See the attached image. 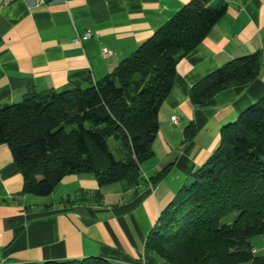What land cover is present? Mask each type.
Wrapping results in <instances>:
<instances>
[{
    "label": "crops",
    "instance_id": "obj_1",
    "mask_svg": "<svg viewBox=\"0 0 264 264\" xmlns=\"http://www.w3.org/2000/svg\"><path fill=\"white\" fill-rule=\"evenodd\" d=\"M190 1L0 0V108L29 91L93 86ZM212 1L224 2L226 12L177 62L138 185L99 186L94 174L79 173L63 177L46 196L24 193L11 151L0 144V264L88 256L138 264L144 258L160 212L215 149L221 128L264 97L261 64L248 83L225 87L200 106L189 100L191 86L227 61L251 53L264 58V0ZM86 31L89 37L74 40ZM190 124L194 133L186 138ZM253 237V253L264 256V234Z\"/></svg>",
    "mask_w": 264,
    "mask_h": 264
},
{
    "label": "trees",
    "instance_id": "obj_2",
    "mask_svg": "<svg viewBox=\"0 0 264 264\" xmlns=\"http://www.w3.org/2000/svg\"><path fill=\"white\" fill-rule=\"evenodd\" d=\"M225 12L224 2L191 0L93 86L29 91L0 108V144L11 151L23 192L46 196L63 177L79 173L94 174L99 186L122 180L138 185L141 162L153 156L158 113L177 62ZM262 60L251 53L227 61L191 86L189 100L200 106L225 87L248 83ZM193 133L190 124L185 137ZM110 137L120 141L119 159L109 148ZM261 234L264 97L221 128L215 149L160 212L144 258L151 264H264L250 243ZM39 264L114 263L88 256Z\"/></svg>",
    "mask_w": 264,
    "mask_h": 264
},
{
    "label": "built area",
    "instance_id": "obj_3",
    "mask_svg": "<svg viewBox=\"0 0 264 264\" xmlns=\"http://www.w3.org/2000/svg\"><path fill=\"white\" fill-rule=\"evenodd\" d=\"M44 1L45 0H35L34 5H39V4L43 3ZM89 36H90V31H86L83 35H79V36L77 35L74 40L80 41L81 39H85ZM102 52H103V55H107L109 53V51L105 48L102 50ZM263 66H264V63H263ZM171 120L173 122H177L178 118L176 116H172ZM138 264H151V263H149L148 261H144V259L141 258V260L139 261Z\"/></svg>",
    "mask_w": 264,
    "mask_h": 264
},
{
    "label": "rangeland",
    "instance_id": "obj_4",
    "mask_svg": "<svg viewBox=\"0 0 264 264\" xmlns=\"http://www.w3.org/2000/svg\"><path fill=\"white\" fill-rule=\"evenodd\" d=\"M108 145H109V148L110 150L113 152L115 158L119 159L122 154L120 152V141L119 140H116L114 139L113 137H110L108 138ZM233 215H230L229 218H232ZM256 237V236H254ZM253 237V239H254ZM261 253L259 252L258 255H260Z\"/></svg>",
    "mask_w": 264,
    "mask_h": 264
},
{
    "label": "bare ground",
    "instance_id": "obj_5",
    "mask_svg": "<svg viewBox=\"0 0 264 264\" xmlns=\"http://www.w3.org/2000/svg\"><path fill=\"white\" fill-rule=\"evenodd\" d=\"M264 63V58H263V60H262V64ZM144 259V261H146V259L145 258H143Z\"/></svg>",
    "mask_w": 264,
    "mask_h": 264
},
{
    "label": "water",
    "instance_id": "obj_6",
    "mask_svg": "<svg viewBox=\"0 0 264 264\" xmlns=\"http://www.w3.org/2000/svg\"><path fill=\"white\" fill-rule=\"evenodd\" d=\"M51 94H53V93H51Z\"/></svg>",
    "mask_w": 264,
    "mask_h": 264
}]
</instances>
